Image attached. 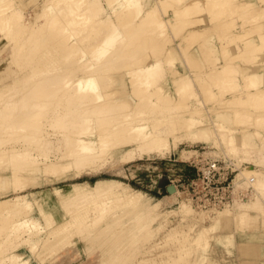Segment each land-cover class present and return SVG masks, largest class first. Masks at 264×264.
I'll return each mask as SVG.
<instances>
[{"label": "bare ground", "instance_id": "1", "mask_svg": "<svg viewBox=\"0 0 264 264\" xmlns=\"http://www.w3.org/2000/svg\"><path fill=\"white\" fill-rule=\"evenodd\" d=\"M31 1L0 0V56L11 51L9 62H0V72L7 71L0 75V164L24 159L0 166V264H30L45 230L83 235L118 209L136 211L138 238L162 234L165 242L158 256L137 264H193L210 242L229 243L228 233L210 226L192 233L198 216L192 200L202 195L189 185L170 211L110 177L52 185L43 194L27 191L53 178L97 173L117 156L132 161L184 141H204L238 159L256 157L261 168L240 170L234 179L238 186L252 184L253 200L216 214L241 227L263 220L264 136L258 147L242 136L264 114V0H43L24 19ZM230 45L235 51L227 56ZM241 51L250 69L239 79L233 61ZM195 94L202 107L192 104ZM218 98L209 114L206 101ZM53 146L59 148L54 155ZM94 232L83 240L90 242Z\"/></svg>", "mask_w": 264, "mask_h": 264}, {"label": "rangeland", "instance_id": "2", "mask_svg": "<svg viewBox=\"0 0 264 264\" xmlns=\"http://www.w3.org/2000/svg\"><path fill=\"white\" fill-rule=\"evenodd\" d=\"M20 1L23 4L25 2H28L29 0H20ZM42 1L43 0H32L30 3L31 5L25 6L23 12L24 14H26V16L24 15V19L32 18L34 16L33 11H35V9ZM25 10L27 11L25 12ZM228 35L230 36V33ZM4 44H5V40L3 41L0 40V48ZM226 51H227L226 55L231 56L235 51V47L230 45L228 46ZM10 52H11L10 49L7 48L2 52L0 56L1 63H6L7 61L9 62ZM239 54L241 55V57L235 59L233 62L235 68L238 70L239 73L238 77L239 79H241L242 73H244V71L245 72L249 71L250 66H249V55L245 51H241ZM221 60H224V58H221L219 61ZM1 63L0 65H2ZM10 66L11 64L8 63V68ZM192 69H194V67H192ZM6 72L5 70H3V72H0V75H3ZM16 73L17 71H14L10 75L8 74L9 77L4 79V82L5 83L10 82L13 79L14 75H16ZM259 86L262 87V84H259ZM261 87H257V89L258 88L260 89ZM199 97H200L199 94H195V99L193 100L194 98L193 97L191 101L192 102L195 101L197 102V104L195 102L194 103L191 102V103L193 105L195 104L201 106V104H199L197 100V98ZM221 100L222 99L218 98V101L216 103L213 102L208 103V101H206L207 108H209L208 109L209 114L214 113L216 106L220 105ZM261 118L262 119H260L259 123L263 124L262 120H264V114L263 117L261 116ZM259 123L255 125L256 131L259 129L264 130L263 129L264 124L262 125L263 127L262 128L261 124ZM249 127H250L249 131L243 134L242 139L245 143H249L251 146H255V145L257 146V143L260 144V140L261 138H263L264 133L263 134H261V132L257 133L258 131L254 133L255 127L252 122H250ZM250 130L252 131L254 130V131L251 132ZM92 138H94V135L92 136ZM54 147L56 149H54ZM58 149L57 146H53L50 153L53 152L54 155L55 151L56 150L58 151ZM36 150H34L36 151L35 153L36 154L39 153L40 149L38 148ZM165 150L164 152L162 151L163 154L160 152L159 153L152 152L150 154L149 153L144 154L142 155V157L137 154L134 160L132 161H127L125 157L120 158V156H117L116 159L114 160L115 162L113 161L112 162L113 164L111 163L112 166L107 167L109 166V164L108 165L105 164L104 166H102L103 169L101 168L98 169L99 172L97 173L83 174L79 178H73L72 174H70L69 177L66 178H59V179L53 178V180L49 182L50 184L43 183L40 186L36 188H30L27 191L42 190L40 194H43L44 192H47V188H50L52 185L66 184L74 180H88L89 182L93 183L97 178L110 177L127 182L131 184L134 188L141 189L142 191H144L145 193H147L149 196L152 197V201L160 200L161 209H163L164 211H170L172 209H175L179 205L183 195L184 196L188 195L187 192H184L188 184L183 187L182 185H178L175 181H172L173 184L176 185V189L179 190V192H176L177 191L176 190L174 192V195L171 198H169L170 200L166 198L165 195L167 194V191H165V188L168 184L173 185L171 180L182 177L184 181L186 180V182H188L196 176L197 167H195V164H200V160L203 159L217 160L222 164H226V168L225 170L222 169L220 177L221 179H223L224 177L227 176L228 182L230 183V188L227 191H225V195L222 200L224 204H221V202L216 203L217 199H212L211 197H204L202 195L200 196V198H197L196 196H194L195 198L193 197L192 206L198 212V216L193 220H195L197 224L193 220H191L190 223L196 224L192 233H196V232L200 233L203 229H205L206 226H210L211 229L215 231V233H221V234L228 233L230 241L229 243L210 242V244L207 246L205 253L202 251L203 255L199 257V260H195L193 264H264V218L263 220L261 217H258L257 220L255 218L254 223H253V219H251L249 222L245 221V225L243 224L244 226L241 227V223L238 222L237 219L232 218L231 216L225 214L220 216L216 214L218 213L217 212L218 210L220 211L225 207L230 208V206L232 207V205H234L237 202H250L251 200H253V198L255 197L254 196L255 191L251 186L252 184L249 185L248 183L247 185H245L247 183L245 182V184L238 186L235 184L234 179L240 170L250 173L251 171H253V169L254 170L260 169L261 167H259V165L254 161L256 157L249 156V157H242L239 159L237 157L236 158L230 157V155H225L224 153L222 154L223 152L222 149L217 148L216 146L208 144L204 141H199V142L184 141L179 143L177 148H174L171 145L169 151H165ZM181 152H183V154ZM53 155L52 154L50 155L51 158L54 157ZM187 155H190V157L188 158ZM183 156L185 157V159ZM227 156H229V158ZM258 156L259 155H257V157ZM249 159L252 160L250 161ZM18 160L19 158L17 159L13 158L10 161H5V163H1L2 165L0 164V166L2 167L6 163H22V160L24 161L23 158H20L21 162L20 160L19 161ZM233 184L236 185V187H234ZM179 194L181 197L179 196ZM220 195H222V192L218 193V200L220 198ZM201 197L207 198V200L204 201L202 200ZM227 208H225L224 211ZM119 211L120 210L118 209L115 215L101 222L99 226L93 227L90 230L86 231L88 233L90 231H95L94 234L92 233L91 235V239L93 238L91 241L94 242L92 246L90 242H86L85 240H83V236L87 235L88 233H85L83 235L79 234L78 236H76L77 234L72 232L74 236L67 238L68 235L70 234V231H66L63 233L59 231L58 234H51L48 233L47 230H45V232H43V234H45L43 235L44 238L40 240V242L37 245L38 247L36 246L37 247V249L35 248L36 251L34 249L33 251L35 252L32 251V255L34 254L32 258L35 260L34 261L32 259V262L34 264H50L51 262L52 264H56V262H63V260H65L66 257H68V259H70L71 261L74 260L75 257H79L80 255L81 256L88 255L90 256L89 257L90 259L94 258L95 264H98L99 260L97 259L99 256L97 255L98 254L97 252L102 249H104L105 252L109 253L110 264H135V263L137 264L139 258L140 260L142 259V257L146 259H152L155 258L156 255L158 256L159 251L162 250L163 245L165 243L163 241L162 234H158L157 236L152 238L150 237V233H148L145 236H143L142 239L138 238L137 232L133 230L135 229L133 227H135L136 222L132 219L136 211L131 212L130 214L129 213L127 214V209L122 210L120 212ZM200 214L201 216H199ZM92 215L94 214L92 213ZM208 216L210 219H208ZM169 219L171 223L176 222L175 221L176 217L174 216L170 215ZM43 224L44 222H42V224L40 225L42 226ZM105 227L111 233L113 232L112 228L115 229V231L111 234V235L115 234V236L109 240H106L105 238L108 236L110 232H105L99 235V233ZM72 229L73 228H71L70 230ZM244 230H246V232ZM252 230L255 231L254 234H251ZM81 231H83V229H81ZM24 232L27 233V231ZM24 232L22 233L24 234ZM79 237L80 240L76 242L74 239L75 238L79 239ZM96 246L98 247L99 250L96 251L94 250L95 254L92 253L88 254L89 251H92V248L95 249ZM87 247L90 249H88ZM32 262H30V264Z\"/></svg>", "mask_w": 264, "mask_h": 264}, {"label": "built area", "instance_id": "3", "mask_svg": "<svg viewBox=\"0 0 264 264\" xmlns=\"http://www.w3.org/2000/svg\"><path fill=\"white\" fill-rule=\"evenodd\" d=\"M216 164V165H215ZM197 167V174L190 181L186 182L183 178L173 179L178 185H189V187L196 189L195 193H199L206 197H211L212 199H218V193L222 192L219 200L216 203H222L225 191L230 188V183L228 182V177L221 179V171L225 170L222 166H219L215 160L203 159L200 160V164H195ZM179 182V183H178ZM202 200L206 201L207 198L201 197Z\"/></svg>", "mask_w": 264, "mask_h": 264}, {"label": "crops", "instance_id": "4", "mask_svg": "<svg viewBox=\"0 0 264 264\" xmlns=\"http://www.w3.org/2000/svg\"><path fill=\"white\" fill-rule=\"evenodd\" d=\"M169 186H170V184H168L167 186H166V188H165V191H167V194L165 195V197L166 198H171L173 195H174V193H171L169 190H168V188H169ZM170 200V199H169ZM93 241H90V244H91V246L93 245ZM97 247V246H96ZM96 247H95V249H93L92 248V251H89V253L88 254H95L94 253V250L96 251V250H99L98 249V247H97V249H96ZM88 248V247H87ZM88 249H90V248H88ZM102 249V248H101ZM100 252V253H99ZM98 254V260H99V263L98 264H110V262H109V259H110V255H109V253L108 252H105L104 251V249H102V250H99L98 252H97ZM81 256V255H80ZM75 257V259L74 260H71L70 261V259H68V257H66V261L65 260H63V262H56V264H95V261H94V258L93 259H90L89 257L90 256H81V257ZM93 256V255H92ZM64 257V256H63ZM62 259V258H61ZM60 259V260H61ZM68 259V260H67ZM59 260V261H60ZM50 264H52V262L50 263Z\"/></svg>", "mask_w": 264, "mask_h": 264}, {"label": "water", "instance_id": "5", "mask_svg": "<svg viewBox=\"0 0 264 264\" xmlns=\"http://www.w3.org/2000/svg\"><path fill=\"white\" fill-rule=\"evenodd\" d=\"M174 187V186H173ZM168 190L170 191V188H168Z\"/></svg>", "mask_w": 264, "mask_h": 264}]
</instances>
